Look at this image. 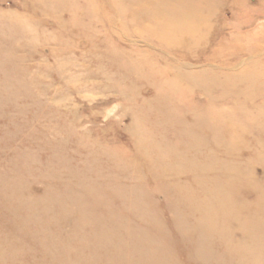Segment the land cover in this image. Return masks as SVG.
<instances>
[{
    "label": "rangeland",
    "instance_id": "374dc122",
    "mask_svg": "<svg viewBox=\"0 0 264 264\" xmlns=\"http://www.w3.org/2000/svg\"><path fill=\"white\" fill-rule=\"evenodd\" d=\"M262 126L264 0H0V264H264Z\"/></svg>",
    "mask_w": 264,
    "mask_h": 264
},
{
    "label": "bare ground",
    "instance_id": "6f19581e",
    "mask_svg": "<svg viewBox=\"0 0 264 264\" xmlns=\"http://www.w3.org/2000/svg\"><path fill=\"white\" fill-rule=\"evenodd\" d=\"M88 2V1H87ZM242 53H244V52H242V51H239V52H237V53H233V52H227V51H224V52H218V58H220V59H222V61L223 62H227L229 59L228 58H235V59H237L239 56H240V54H242ZM213 60H215V58H213ZM217 60V59H216ZM149 66H150V64H149ZM171 74V73H170ZM182 78H184V79H186V80H191V78L189 77V76H182ZM184 100V99H183ZM187 103V102H186ZM189 103V102H188ZM184 104V103H183ZM182 104V105H183ZM199 108H197V110H198ZM213 109V108H212ZM204 110H206V109H204ZM203 110V111H204ZM203 111H202V113H203ZM199 114V113H198ZM197 116H199V115H197ZM206 116V114L204 115V117ZM199 117H201V116H199ZM195 118H197V117H195ZM193 120V119H192ZM251 120H252V118H251ZM194 121V120H193ZM193 121H192V123H193ZM197 123V122H196ZM189 124V123H188ZM187 124V125H188ZM184 126V125H183ZM245 126H247V125H245ZM199 127V126H198ZM249 127V126H248ZM260 127V126H259ZM258 127V129H261V128H259ZM264 126H262V128H263ZM253 129V128H252ZM264 130V129H263ZM177 131V130H176ZM185 131V130H184ZM258 132H259V130H258ZM252 133V132H251ZM250 133V134H251ZM253 134V133H252ZM186 136V135H185ZM189 137V136H188ZM184 138V137H183ZM261 138H262V136H261ZM191 140V139H190ZM252 140H253V138H251L250 139V142H252ZM245 144H246V142H245ZM227 166V165H226ZM213 194V193H212ZM192 214V213H191ZM195 214V213H194ZM191 219V218H190ZM192 222V221H191Z\"/></svg>",
    "mask_w": 264,
    "mask_h": 264
}]
</instances>
